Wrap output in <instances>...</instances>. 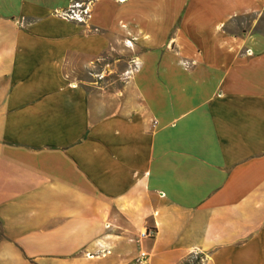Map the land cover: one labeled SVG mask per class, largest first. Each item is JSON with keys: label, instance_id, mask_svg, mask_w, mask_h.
I'll return each instance as SVG.
<instances>
[{"label": "crops", "instance_id": "1", "mask_svg": "<svg viewBox=\"0 0 264 264\" xmlns=\"http://www.w3.org/2000/svg\"><path fill=\"white\" fill-rule=\"evenodd\" d=\"M71 1L0 0V264H264V0Z\"/></svg>", "mask_w": 264, "mask_h": 264}, {"label": "built area", "instance_id": "2", "mask_svg": "<svg viewBox=\"0 0 264 264\" xmlns=\"http://www.w3.org/2000/svg\"><path fill=\"white\" fill-rule=\"evenodd\" d=\"M96 0H72L69 6L60 12L54 14L58 19L67 22H73L76 24H85L90 19L92 8ZM138 62L136 60L130 61L127 69L123 73L125 79H129L130 76L137 70ZM100 80V78H98ZM155 236L154 230L146 228L142 233H140L137 243L140 244L142 241L147 239H152ZM147 255L145 252L140 251L139 257L136 263L140 264L146 259Z\"/></svg>", "mask_w": 264, "mask_h": 264}, {"label": "rangeland", "instance_id": "3", "mask_svg": "<svg viewBox=\"0 0 264 264\" xmlns=\"http://www.w3.org/2000/svg\"><path fill=\"white\" fill-rule=\"evenodd\" d=\"M88 78L93 79L89 76H88ZM108 80H109V82H113V81H116L117 79H115L114 77H110ZM203 263H204V257H200V255H197V254L190 255L186 259V264H203Z\"/></svg>", "mask_w": 264, "mask_h": 264}, {"label": "trees", "instance_id": "4", "mask_svg": "<svg viewBox=\"0 0 264 264\" xmlns=\"http://www.w3.org/2000/svg\"><path fill=\"white\" fill-rule=\"evenodd\" d=\"M183 264H186V260H185V262Z\"/></svg>", "mask_w": 264, "mask_h": 264}]
</instances>
